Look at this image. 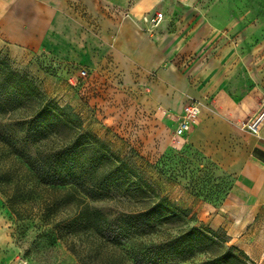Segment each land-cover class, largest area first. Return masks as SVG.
I'll use <instances>...</instances> for the list:
<instances>
[{"label": "crops", "instance_id": "crops-1", "mask_svg": "<svg viewBox=\"0 0 264 264\" xmlns=\"http://www.w3.org/2000/svg\"><path fill=\"white\" fill-rule=\"evenodd\" d=\"M166 7V0H0V51L29 64L51 96L60 88L74 90L64 70L58 76L42 71L44 61L86 68V89L113 99L122 82L130 102L139 108L147 103L146 111L176 127L185 103L199 101L200 119L185 146L216 163L231 185L218 205L181 189L171 192L172 200L190 208L199 224L223 229L252 262L264 264V126L255 135L238 125L264 104L260 78L210 19L175 6L166 16ZM153 9L165 14L156 27L142 18ZM174 16L182 19L172 25Z\"/></svg>", "mask_w": 264, "mask_h": 264}, {"label": "trees", "instance_id": "trees-1", "mask_svg": "<svg viewBox=\"0 0 264 264\" xmlns=\"http://www.w3.org/2000/svg\"><path fill=\"white\" fill-rule=\"evenodd\" d=\"M3 158L18 163L0 164L6 207L18 222L37 218L50 245L64 244L80 264H248L223 229L199 224L0 51ZM43 190L52 193L44 200ZM39 196V214L23 210Z\"/></svg>", "mask_w": 264, "mask_h": 264}, {"label": "rangeland", "instance_id": "rangeland-1", "mask_svg": "<svg viewBox=\"0 0 264 264\" xmlns=\"http://www.w3.org/2000/svg\"><path fill=\"white\" fill-rule=\"evenodd\" d=\"M166 3V16L175 6L195 16L201 14L200 18L205 21L210 19L211 27L221 31L229 43L236 45L241 61L251 74L255 73L260 78L259 85L264 89V0H166ZM181 19L174 16L172 25ZM14 63L34 77L29 64ZM40 69L52 76H58L63 70L66 72L65 83L74 90L72 94L60 88L56 96H51L34 78L50 98L78 113L86 129L99 135L114 151L144 172L163 195L172 199L171 192L188 191L193 196H202L207 203L218 205L222 202L231 185V177L223 173L216 163L192 149H174L172 141L176 124L159 121L155 114L143 108L147 103H139V108L134 99L130 102L126 96L129 90L122 82L114 90L117 99H113L101 90L82 91L83 84L90 82V73L86 79L78 80L80 67H59L44 61ZM76 94L83 103L82 111L74 106L78 102L75 101ZM92 98H99V101L94 102ZM0 164L6 167L18 165L11 158H3ZM51 194L48 190L40 192L42 200ZM40 196L29 201L23 210L39 214ZM104 207L116 210L124 205L109 203ZM42 230V223L37 218L18 222L4 199L0 198V264H80L64 244L51 246ZM247 262L256 264L250 258Z\"/></svg>", "mask_w": 264, "mask_h": 264}, {"label": "built area", "instance_id": "built-area-1", "mask_svg": "<svg viewBox=\"0 0 264 264\" xmlns=\"http://www.w3.org/2000/svg\"><path fill=\"white\" fill-rule=\"evenodd\" d=\"M164 0H157L158 3ZM165 14L159 9H153L147 12L142 18L148 22L151 26L156 27L163 21ZM89 75V71L86 68H81L78 73L79 79H86ZM201 113V104L199 101L189 99L183 108V113L179 120L178 126L175 129L173 137V148L181 150L185 147V136L192 130V128L198 123ZM238 125L243 130H246L252 134L259 135L262 127L264 126V104L262 108L254 115L241 120Z\"/></svg>", "mask_w": 264, "mask_h": 264}]
</instances>
